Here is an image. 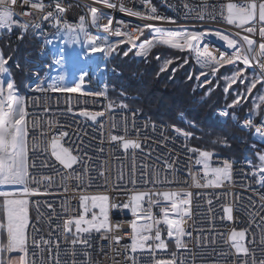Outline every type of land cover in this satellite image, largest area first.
<instances>
[{
  "label": "snow or ice",
  "instance_id": "obj_1",
  "mask_svg": "<svg viewBox=\"0 0 264 264\" xmlns=\"http://www.w3.org/2000/svg\"><path fill=\"white\" fill-rule=\"evenodd\" d=\"M175 9L0 0V264H264V0ZM161 47L195 54L208 130L107 81L116 56L174 79L190 59Z\"/></svg>",
  "mask_w": 264,
  "mask_h": 264
},
{
  "label": "trees",
  "instance_id": "obj_2",
  "mask_svg": "<svg viewBox=\"0 0 264 264\" xmlns=\"http://www.w3.org/2000/svg\"><path fill=\"white\" fill-rule=\"evenodd\" d=\"M154 52L163 57L188 56L186 53H177L175 50L167 48L154 49ZM190 64L177 68L175 77L170 78L168 73L157 76L159 64L155 60L149 63H134L130 59L116 56L113 58L114 64L122 75L112 76L111 83L116 85L117 91L120 88L130 92L132 100H137L145 113L152 115L154 119L170 121L172 117L183 110L189 120H196L197 123L208 130L210 121L208 120L207 106H199L190 103L192 99V89L196 87V81L187 80V73L196 67L195 61L190 55ZM175 66V65H174ZM117 94V93H115ZM200 93H197L199 96ZM215 99V98H213ZM193 144L200 143L193 140ZM201 146L211 147L207 144V137ZM217 151H221L217 148ZM225 155H232L235 158H242L244 155V145L233 142L231 151L224 150Z\"/></svg>",
  "mask_w": 264,
  "mask_h": 264
},
{
  "label": "built area",
  "instance_id": "obj_3",
  "mask_svg": "<svg viewBox=\"0 0 264 264\" xmlns=\"http://www.w3.org/2000/svg\"><path fill=\"white\" fill-rule=\"evenodd\" d=\"M154 2L157 4V6H158V11H159L162 15H168V16H173V17L177 16L178 13H177V11H176V9H175V4H176L177 0H169V3H171V4L173 5L172 8L166 7L165 4H164V2H163V0H154ZM189 2H190L193 6H195V4L198 2V0H189ZM116 18H117V19L129 20V21H132L134 24H135V23H143L142 21H137V20H135V18L127 17V16H125V15H123V14H119V13L116 14ZM214 26H221V25H214ZM208 39H209V40H212V39H214V38H208ZM221 43H222V42L216 41V44H217V45H219V44H221ZM75 46H76V45H72V46H71L72 49H75ZM78 46L80 47V45H78ZM77 50H78V49H77ZM193 58L195 59V54H194V53H193ZM108 66H109L110 68H111V67H116L117 70H118V67L114 64L113 59H111V60L109 61ZM61 71H63V69H62ZM67 71H68V74L72 73L73 68L71 67V65L68 66ZM55 74H56V73H53V75H55ZM108 75H109V79H110V77L114 76V75H112V74H108ZM90 86H91L92 88H96V87L99 86V83H96L95 81H93L92 84H91ZM41 199H43V198H41ZM49 199H51V197H49ZM34 212H35V210H34Z\"/></svg>",
  "mask_w": 264,
  "mask_h": 264
},
{
  "label": "rangeland",
  "instance_id": "obj_4",
  "mask_svg": "<svg viewBox=\"0 0 264 264\" xmlns=\"http://www.w3.org/2000/svg\"><path fill=\"white\" fill-rule=\"evenodd\" d=\"M79 48H80V47H79L78 45L75 46V49H79ZM190 55H192V57H193V54H188V57H189ZM164 58H169V57H166V56H165V57H163L162 59H164ZM193 59H194V58H193ZM194 61H195V59H194ZM222 71H224V70L222 69ZM69 77L71 78V73L69 74ZM108 82H109L110 84H112V83H111V79H108ZM195 83H196V82H195ZM127 93H128V92H127ZM128 94H129L130 97H133V95H131L130 92H129ZM112 95L115 97V96H116L115 92H113ZM214 98H215V97H214ZM133 100H134V99H133Z\"/></svg>",
  "mask_w": 264,
  "mask_h": 264
},
{
  "label": "bare ground",
  "instance_id": "obj_5",
  "mask_svg": "<svg viewBox=\"0 0 264 264\" xmlns=\"http://www.w3.org/2000/svg\"><path fill=\"white\" fill-rule=\"evenodd\" d=\"M101 57L100 56H97V57H94L93 59H96V60H99ZM111 78V77H110ZM107 81L109 79V75L107 76ZM93 81H95L96 83H100V80L99 79H94ZM132 98V97H131ZM33 216H35V212L33 210Z\"/></svg>",
  "mask_w": 264,
  "mask_h": 264
},
{
  "label": "crops",
  "instance_id": "obj_6",
  "mask_svg": "<svg viewBox=\"0 0 264 264\" xmlns=\"http://www.w3.org/2000/svg\"><path fill=\"white\" fill-rule=\"evenodd\" d=\"M32 215H33V212H32Z\"/></svg>",
  "mask_w": 264,
  "mask_h": 264
}]
</instances>
